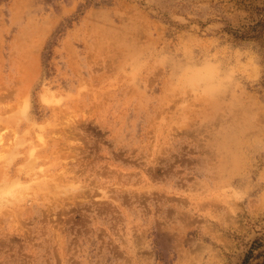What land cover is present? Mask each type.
Listing matches in <instances>:
<instances>
[{"label":"rangeland","instance_id":"374dc122","mask_svg":"<svg viewBox=\"0 0 264 264\" xmlns=\"http://www.w3.org/2000/svg\"><path fill=\"white\" fill-rule=\"evenodd\" d=\"M0 264H264V0H0Z\"/></svg>","mask_w":264,"mask_h":264},{"label":"clouds","instance_id":"9594fccd","mask_svg":"<svg viewBox=\"0 0 264 264\" xmlns=\"http://www.w3.org/2000/svg\"><path fill=\"white\" fill-rule=\"evenodd\" d=\"M225 79L209 65L186 68L177 78L176 86L185 93L207 95L225 86Z\"/></svg>","mask_w":264,"mask_h":264}]
</instances>
